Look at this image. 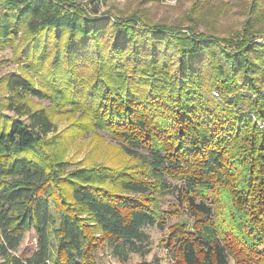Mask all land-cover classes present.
<instances>
[{"label": "trees", "instance_id": "obj_1", "mask_svg": "<svg viewBox=\"0 0 264 264\" xmlns=\"http://www.w3.org/2000/svg\"><path fill=\"white\" fill-rule=\"evenodd\" d=\"M246 14L220 38L0 0V49L23 68L0 77V264H98L103 248L126 262L147 252L144 227L184 214L163 241L174 264H264V0ZM62 109L75 119L58 130ZM91 131L136 162L67 158L68 138ZM168 194L178 203L164 209Z\"/></svg>", "mask_w": 264, "mask_h": 264}, {"label": "rangeland", "instance_id": "obj_2", "mask_svg": "<svg viewBox=\"0 0 264 264\" xmlns=\"http://www.w3.org/2000/svg\"><path fill=\"white\" fill-rule=\"evenodd\" d=\"M81 5L92 17L105 19L121 18L136 14L149 23L164 24L169 27H178L187 32V27H192L198 33L214 34L218 37L234 35L241 29L246 20V9L250 0H209L203 5L205 9L197 10L194 5L197 0H70ZM96 12V13H95ZM258 33L255 32L256 42H264V22ZM23 68L12 61V49H0V77L9 72H19ZM35 82L40 81L33 76ZM0 92H2L0 90ZM214 96L216 94L214 93ZM37 106H45L47 101L34 100ZM58 130L66 129L71 120L75 119V113L62 109L51 115ZM68 133H75V128H70ZM67 158L75 161L81 160L83 164L109 163L113 165H128L136 161L124 154L112 137L103 131H91L80 133L68 138ZM174 194H168L161 198V207L167 208L177 204ZM187 215L173 216L168 219L166 227L157 225L146 226L143 231L147 235V252L144 255L131 253L126 262H119L110 253L109 248L96 251L98 264H174L166 252L163 241L168 233V227L175 222L184 219ZM36 246L33 230L27 231L16 249L15 254L20 257H29Z\"/></svg>", "mask_w": 264, "mask_h": 264}]
</instances>
